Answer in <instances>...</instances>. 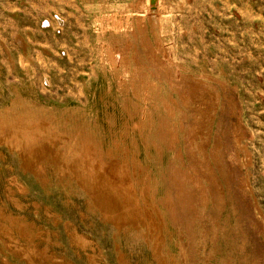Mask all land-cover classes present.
<instances>
[{"label":"rangeland","instance_id":"374dc122","mask_svg":"<svg viewBox=\"0 0 264 264\" xmlns=\"http://www.w3.org/2000/svg\"><path fill=\"white\" fill-rule=\"evenodd\" d=\"M0 264H264V0H0Z\"/></svg>","mask_w":264,"mask_h":264},{"label":"bare ground","instance_id":"6f19581e","mask_svg":"<svg viewBox=\"0 0 264 264\" xmlns=\"http://www.w3.org/2000/svg\"><path fill=\"white\" fill-rule=\"evenodd\" d=\"M157 2H158V0H146L147 6H148V7H151V8H154V4L157 3ZM160 6H162V5H160ZM125 17H126V16H125ZM117 19H118V18H117ZM59 21H60V20H59ZM124 24H125V23H124ZM114 25H115V24H114ZM98 26H99V25H98ZM114 30H115V29H114ZM99 31H100V30H99ZM100 32H101V31H100ZM99 57H100V56H99ZM145 83H146V82H145ZM19 154H20V155H23V156L25 155V154H21V153H19ZM77 164H78V163H77ZM89 164H90V163H89ZM91 168H92V167H91ZM80 169H81V168H80ZM105 171H106V170H105ZM89 172H90V171H89ZM98 172H99V171H98ZM116 172H117V171H116ZM100 174H101V173H100ZM100 174H96V175H97V178H99V179H100L101 176H102V175L100 176ZM84 175H85V174H84ZM96 175H95V177H96ZM89 176H90V175H89ZM103 176H104V175H103ZM116 177H117V176H116ZM97 178H96V179H97ZM102 178H103V177H102ZM99 179H98V180H99ZM101 181H102V179H101ZM101 181H100V182H101ZM108 181H110V180H108ZM123 182H124V181H123ZM83 183H84V182H83ZM97 183H99V182H97ZM111 183H112V182H111ZM113 183H114V182H113ZM100 184H101V186H103V183H100ZM113 185H114V184H113ZM121 185H122V184H121ZM98 186H100V185L98 184ZM123 186H124V185H123ZM120 188H121V187H120ZM103 189H104V188H103ZM110 189H111V188H110ZM107 191H108V190H107ZM117 194H118V193H117ZM131 194H132V193H131ZM125 195H126V194H125ZM104 196H106V195H104ZM113 196H116V195H113ZM110 197H111V196H110ZM116 197H117V196H116ZM116 197H112V198H116ZM102 198H103V196H102ZM112 198H111V199H112ZM107 199H108V198H107ZM109 199H110V198H109ZM109 199H108V200H109ZM101 200H102V199H101ZM116 201H117V200H116ZM119 201H120V200H119ZM105 202H106V201H105ZM114 202H115V201H114ZM123 202H124V201H123ZM101 203H103V202H101ZM106 203H107V202H106ZM117 204H118V202H117ZM119 204H120V203H119ZM126 204H127V202H126ZM104 205H105V204H104ZM120 205H121V204H120ZM106 206H107V205H106ZM106 206H105V207H106ZM118 206H119V205H118ZM134 206H135V205H134ZM108 207H109V206H108ZM109 208H113V206H112V207L110 206ZM115 208H116V207H114V209H115ZM103 209H105V208H103ZM114 209H113V210H114ZM116 209H118V212H120V210L122 209V206H121V209H119L118 207H117ZM126 209H127V208H126ZM144 209H145V208H144ZM106 210H107V209H106ZM113 210L111 209V211H113ZM108 211H109V209H108ZM143 211H145V210H143ZM113 212H114V211H113ZM117 214H119V213H117ZM146 214H147V212H146ZM149 214H150V213H149ZM147 216H148V215H147ZM20 231H22V230H20ZM21 235H22V234H21ZM23 235H24V234H23Z\"/></svg>","mask_w":264,"mask_h":264}]
</instances>
